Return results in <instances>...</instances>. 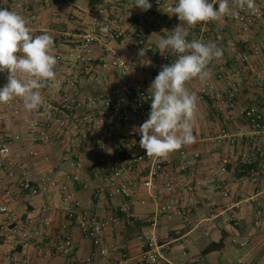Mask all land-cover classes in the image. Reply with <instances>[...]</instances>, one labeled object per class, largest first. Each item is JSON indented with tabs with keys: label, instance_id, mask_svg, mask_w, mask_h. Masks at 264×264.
Returning <instances> with one entry per match:
<instances>
[{
	"label": "built area",
	"instance_id": "obj_1",
	"mask_svg": "<svg viewBox=\"0 0 264 264\" xmlns=\"http://www.w3.org/2000/svg\"><path fill=\"white\" fill-rule=\"evenodd\" d=\"M178 0H149L153 7H163ZM218 8L216 0H210ZM55 0H0V9H8L22 15L31 33L40 35L45 31L43 17ZM232 12L215 21L220 29L233 31L245 41L258 26L264 24V0H255L254 11H239L229 0ZM238 12V14H236ZM87 28L77 35L76 46L68 51H54L57 59L55 70L57 82L41 90L43 104L38 110L24 108L20 98L7 104L0 103V179L5 175L14 187L28 196L56 192L64 203H72L65 214L55 237L45 231L36 232V249L44 260L32 262L25 259L21 264H50V256H68L76 248L72 235L77 230L82 238L90 240L100 255L110 256L116 252L114 246L105 244L110 231L121 226L127 232L136 225L134 208L152 205V218L139 236L141 252L129 257L123 254L126 264H174L170 258L171 244L188 243V235L199 231L208 238H215L223 229L240 228L247 207L252 208L249 229L253 234L264 233V206L260 193L235 198L230 187L231 165L233 162L242 177L257 183L264 171V107L240 102L244 86L260 93L264 99V66L252 68L249 63L253 56L261 54V48L252 47L241 54L242 66L227 72L219 71L215 78L218 85L207 81L197 92L198 100H209L223 127L215 138L216 145L204 151L205 147L189 150L183 146L178 157L171 153L166 159L146 156L140 148V134L135 131L148 119L151 93L148 87L134 81L142 69L136 60L121 54L110 42H124L133 37L138 50L143 49L145 58L154 62L153 71L170 64L174 57L161 55L149 40V34L161 31L162 20H148L142 13L132 10L129 18L134 29L129 32L117 16L103 4L86 11ZM179 21L170 25L173 30ZM210 23H203L198 31L189 29L187 39L207 43L206 34ZM221 24V25H220ZM107 28V31L102 29ZM221 39V36L219 37ZM96 43L103 44V50L95 51ZM111 73L117 82L108 88L99 89L91 84L92 77ZM7 83V73H0V88ZM242 119L241 125L231 131L229 125ZM196 137L195 143L206 139ZM19 146L53 145L65 146L66 160L70 172L58 173L45 169L36 178L30 176L22 161L14 159L15 144ZM238 147L236 153L219 155L223 146ZM207 148V147H206ZM32 155L35 150L30 151ZM95 156V174L98 178L97 195L105 200V208L113 213L101 215L84 211L76 199L74 184L89 188L84 178L83 154ZM46 161L49 158H44ZM4 173V174H3ZM204 177V178H203ZM6 200L0 203V235L8 242H26L33 236L34 221L23 222L12 207L15 201L14 188L3 189ZM144 192L146 197H142ZM204 195L196 200L194 195ZM163 218L177 219L180 226L172 229V235L161 233ZM43 227L51 225L50 220L42 222ZM234 245L245 247L248 238L233 236ZM186 254V250H184ZM94 259L90 255L84 264Z\"/></svg>",
	"mask_w": 264,
	"mask_h": 264
},
{
	"label": "crops",
	"instance_id": "obj_2",
	"mask_svg": "<svg viewBox=\"0 0 264 264\" xmlns=\"http://www.w3.org/2000/svg\"><path fill=\"white\" fill-rule=\"evenodd\" d=\"M103 4L107 9L119 18L123 27L129 32L133 31V21L129 18V12L132 10L138 11L146 16L148 20H162L163 26L160 32L149 34V40L156 46L159 39L167 37L170 33V25L174 21H179L176 15H171V9L176 4V1L166 4L163 7H151L150 10L144 12L134 6V0H88L87 6L78 5L75 0H56L44 14L43 28L45 31L41 34L48 33L55 38L54 51H68L76 46L77 35H81L87 28L86 22L88 16L86 11L93 5ZM180 22V21H179ZM203 23L197 24L193 31H198ZM221 25V24H220ZM167 30V31H166ZM221 36V39L219 38ZM238 36L233 29L221 30L216 22L210 23L209 32L206 34L207 42L213 41L219 48L222 49V56L214 59L209 69L212 77L209 81H213L218 85H223L222 81H218L215 75L221 72H227L233 68L242 66L240 57L243 52L249 51L252 47L258 46L261 48L259 56H253L249 65L252 68H261L264 66V24L258 26L251 34L245 37ZM111 46L118 50L121 54L136 60L142 69L134 76L133 80L139 81L150 87L154 78L158 75V71H153L154 62L140 56L135 39L133 37L124 42H110ZM103 50V44L96 43L95 51ZM172 61L170 62V64ZM125 80H116L111 76V73L105 72L102 77H92L91 84L99 89L108 88L117 82ZM126 82V81H125ZM204 84L198 79H194L187 87L192 92H197ZM241 104L264 107V99L260 93L249 86H244L240 97ZM198 109L196 117L193 121V130L198 134V137L206 139L205 143H194L186 145L189 150L200 148L204 151L216 145V142L211 139L218 136L223 127L222 120L216 114L211 101L198 100ZM242 123V119L231 123L229 128L235 131ZM207 147V148H206ZM238 147L223 146L219 149V155L223 156L226 153H236ZM31 150H35L36 154L32 155ZM178 151L170 155L175 159L178 157ZM233 153V154H234ZM232 154V155H233ZM48 157L46 161L44 158ZM234 156V155H233ZM14 159L23 161L26 165L31 177L36 178L40 172L45 169H54L58 173L70 172L72 170L70 162L66 160L65 146L53 145H32V146H17L14 151ZM82 160L85 167L83 170L84 178L89 181L90 187L83 188L82 184H74L76 199L80 202L81 207L78 208L84 211L97 212L101 215L113 213L105 200L100 199L97 195V186L99 185L98 178L95 174V156L92 154H83ZM230 187L235 198H243L254 193H260V200L264 206V171L261 179L257 183H252L250 180L241 176L235 163L231 165ZM4 174V173H3ZM204 178V177H203ZM10 185L14 188L15 201L12 204L13 209L23 222L33 220L35 229L33 236L26 242L20 243L16 240L14 243L8 242L4 235H0V264H21L25 259L32 262L43 261L44 257L40 255L36 249L37 236L36 232L45 231L49 236L55 237L61 224L65 220L66 211L72 203H64L62 197L56 192H49L38 196H28L26 193L19 191L9 179L3 175L0 179V203L6 200L3 189ZM204 194L197 192L194 195L196 200L202 199ZM142 197L146 194L142 192ZM152 205L142 206L137 203L134 208V214L137 216L136 225L130 227L127 232L122 230L121 226H116L110 231L105 244L114 246L117 251L110 256H102L97 247L90 240L81 237L77 230L72 231L76 248L75 251L68 256H49L50 264H84L85 260L93 255L94 259L90 264H126L122 258L123 254L129 257L138 256L141 252V240L139 236L146 229V225L152 218ZM252 218V208L247 207L243 216V224L240 228L223 229L215 238H208L199 231H192L188 235V243L183 244L175 242L171 244L170 258L174 264H264V233L253 234L250 232L249 225ZM50 220L51 225L47 228L43 227L42 222ZM180 226L177 219L163 218L161 221V233L163 235H172V229ZM239 235L240 239L248 238L249 243L245 247L234 245L231 242L233 236ZM211 243H221L220 247L212 252L204 253V250ZM186 250V254H184Z\"/></svg>",
	"mask_w": 264,
	"mask_h": 264
},
{
	"label": "clouds",
	"instance_id": "obj_3",
	"mask_svg": "<svg viewBox=\"0 0 264 264\" xmlns=\"http://www.w3.org/2000/svg\"><path fill=\"white\" fill-rule=\"evenodd\" d=\"M216 2L218 8L210 0H178L171 9V15H176L180 23L168 31L167 37L159 39L157 47L161 55L170 54L174 61L162 65L152 81L148 89L151 93L148 119L135 128L141 137L139 146L148 157L166 159L196 142L193 121L198 96L187 85L194 79L207 83L212 77L210 63L223 53L213 41H189L187 37L189 29L197 24L219 21L232 12L229 0ZM233 5L239 11L256 8L255 0H233ZM133 7L146 12L152 4L149 0H134ZM54 46L52 35L34 36L22 15L0 9V73H7V83L0 88V103L20 98L26 110L42 106L41 90L57 82ZM139 55H145L143 49Z\"/></svg>",
	"mask_w": 264,
	"mask_h": 264
},
{
	"label": "trees",
	"instance_id": "obj_4",
	"mask_svg": "<svg viewBox=\"0 0 264 264\" xmlns=\"http://www.w3.org/2000/svg\"><path fill=\"white\" fill-rule=\"evenodd\" d=\"M56 1V0H55ZM95 6V5H93ZM221 243H211L205 250H204V253H209V252H212L216 249H218L220 247Z\"/></svg>",
	"mask_w": 264,
	"mask_h": 264
},
{
	"label": "water",
	"instance_id": "obj_5",
	"mask_svg": "<svg viewBox=\"0 0 264 264\" xmlns=\"http://www.w3.org/2000/svg\"><path fill=\"white\" fill-rule=\"evenodd\" d=\"M87 1H88V0H75V2H76L78 5L82 6V7H86V6H87Z\"/></svg>",
	"mask_w": 264,
	"mask_h": 264
},
{
	"label": "rangeland",
	"instance_id": "obj_6",
	"mask_svg": "<svg viewBox=\"0 0 264 264\" xmlns=\"http://www.w3.org/2000/svg\"><path fill=\"white\" fill-rule=\"evenodd\" d=\"M15 145H16V146L14 147V151H15L16 147L19 146V144L17 143V144H15Z\"/></svg>",
	"mask_w": 264,
	"mask_h": 264
}]
</instances>
